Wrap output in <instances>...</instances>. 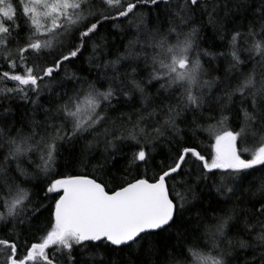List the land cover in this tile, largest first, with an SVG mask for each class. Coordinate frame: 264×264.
Returning <instances> with one entry per match:
<instances>
[{"label": "snow or ice", "instance_id": "1", "mask_svg": "<svg viewBox=\"0 0 264 264\" xmlns=\"http://www.w3.org/2000/svg\"><path fill=\"white\" fill-rule=\"evenodd\" d=\"M0 264H264V0H0Z\"/></svg>", "mask_w": 264, "mask_h": 264}, {"label": "trees", "instance_id": "2", "mask_svg": "<svg viewBox=\"0 0 264 264\" xmlns=\"http://www.w3.org/2000/svg\"><path fill=\"white\" fill-rule=\"evenodd\" d=\"M207 143V142H206Z\"/></svg>", "mask_w": 264, "mask_h": 264}]
</instances>
